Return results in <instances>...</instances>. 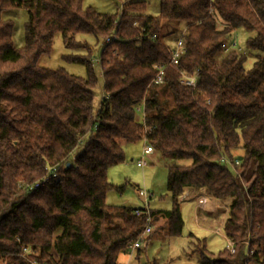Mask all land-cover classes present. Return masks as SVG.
<instances>
[{"label":"trees","instance_id":"trees-1","mask_svg":"<svg viewBox=\"0 0 264 264\" xmlns=\"http://www.w3.org/2000/svg\"><path fill=\"white\" fill-rule=\"evenodd\" d=\"M13 7L24 8L28 19L24 44L16 48L13 24L0 16L4 264H30L34 255H19L21 244L38 249V259L48 264H121L118 255L146 221L134 213L143 207L105 202L107 192L123 190L108 180L107 170L124 160L123 143L139 140L153 152L191 161L168 167L171 207L150 209L151 225L162 218L168 235L180 234V196L185 188L204 187L209 196L228 201L222 231L235 249L213 255L204 238H196L200 264L264 263V58L257 56L247 68L244 53L221 48L225 37L244 28L254 32L248 46L264 52V0H160L156 16L145 13L144 0L124 2L114 15L83 7L82 0H0V13ZM164 19L185 23L177 64L169 63L171 47L157 36ZM56 32L67 47L75 45L77 33L102 40L104 97L96 111V76L88 58L77 59L86 77L37 64L51 51ZM161 62L163 82L155 84ZM181 73H198L196 87L180 84ZM141 103L138 119L135 106ZM238 148L242 153L233 155ZM45 175L46 181L30 187Z\"/></svg>","mask_w":264,"mask_h":264},{"label":"rangeland","instance_id":"rangeland-1","mask_svg":"<svg viewBox=\"0 0 264 264\" xmlns=\"http://www.w3.org/2000/svg\"><path fill=\"white\" fill-rule=\"evenodd\" d=\"M126 1L128 0H82V5L83 7H91L97 12L114 15L120 11L122 3ZM144 1H146L145 13L147 15L156 16L159 14L160 0ZM0 16L4 20L11 21L13 24L11 36L13 46L16 48L21 47L24 44V26L28 19L27 11L21 7H13L2 10ZM221 25L222 23L219 21L218 26L221 27ZM184 32V22L164 19L161 21L157 36L165 45L172 47L176 39L182 37ZM253 36V31L237 28L224 38V42L227 44L234 40V48L246 55L244 65L247 68L253 64L257 56L264 58V52L251 49L248 46L247 41ZM74 42L75 45L67 47L62 33L56 32L53 36L51 51L41 54L37 64L49 69L61 68L70 74L86 77V66L84 63L77 61V59L88 58L96 76V83L93 89V109L96 111L104 96L103 78L98 60L103 43L101 39H97L94 35L87 33L74 35ZM220 55H218V58ZM156 88L159 89V86ZM140 107L141 110L137 111L136 115L142 119L144 108L142 103ZM83 142L84 140L71 153L70 162H73L76 155L83 149ZM124 144L128 147V150H126L124 146V160L109 167L107 170L108 180L117 186H123V190L122 192H117L116 190L107 192L105 202L115 207H148L153 210L169 209L171 207V197L167 191L168 167L171 165H188L191 161L189 159H174L170 156L162 155L157 150L153 154L144 156V142L141 140ZM232 153L237 156L242 153V149H233ZM139 158H144L146 162L143 167L137 166L135 163ZM136 187L146 191L147 203H145L144 198L136 194ZM199 189L200 192L206 191L204 187ZM183 193H185V189ZM199 201L202 203L200 199ZM214 201L216 205L220 206L214 209L217 216L219 215L218 218H216L215 214L210 215L200 208L197 209L195 201H183L180 206L183 227L178 235H168L163 226L165 220L156 218L151 225L152 232L144 235V239L140 241V247L137 249L128 247L127 250L121 252L118 255L119 263L200 264L199 253L195 251L196 238H204L206 250L216 255L218 251L226 248V241L221 233L217 234L213 232V229L220 224V217L226 214L224 212H226L225 206H227L228 201L215 198ZM196 215L199 216L198 219ZM59 232L60 229L56 233Z\"/></svg>","mask_w":264,"mask_h":264},{"label":"built area","instance_id":"built-area-1","mask_svg":"<svg viewBox=\"0 0 264 264\" xmlns=\"http://www.w3.org/2000/svg\"><path fill=\"white\" fill-rule=\"evenodd\" d=\"M183 34H182V37H183ZM182 37L176 39L175 44L171 47L170 60H169V63H171V64H177L179 59L182 57V55L184 53V41H183ZM234 46H235V41L234 40L231 43H228V44L225 43V42H223L221 44V48H222V50L224 52H227L228 50L234 48ZM165 66H166V64L163 63V62L157 63L155 65L156 74H155V76H154V78L152 80L153 83L160 84V83L163 82ZM197 79H198V73H193V74L181 73V76L179 78V82H180V84L185 85L187 87L195 88L196 84H197ZM140 110H141L140 104H137L135 106V112L140 111ZM136 117L138 119H140L139 116L136 115ZM152 152H153V147L152 146L147 145V144H145L143 146V154H149V153H152ZM222 160H224V158H222ZM135 163H136L137 166H140V167H143L146 164L144 158L137 159L135 161ZM236 164H238V160L237 159L234 161V163H231L230 165L233 167ZM47 179H48V176L45 175L39 181H36L34 184H32L30 187L31 188H36V187H38L39 183H42V182L46 181ZM135 192H136V194L138 196L144 198L145 203H147V197H146L147 193H146V191L144 189L136 187L135 188ZM217 206H219V205H217ZM143 208L144 209H135V211H134L135 215H144L145 216L146 224H145L143 230L138 235V237L128 246L129 248H132V249L139 248L140 247V241H142L144 239V235H147V234H149L152 231L151 221L153 220V216L150 213V208H148V207H143ZM199 208L202 209V210H206V208L203 205V203H199L197 205V209H199ZM196 218L198 219L199 216L196 215ZM224 219H225V214L220 217V224L216 228L213 229V232H215L217 234L221 233L224 236V239L226 241V249L230 253H233L234 249H235L234 241H232L231 239L227 238L224 235V232L221 230V228H222L221 225H223ZM245 243H248V242L245 241ZM251 253H252V250H251ZM18 254L21 255V256H24V257H27V255H34L33 258L29 259L30 264H48L46 260H39L38 259V257L40 256V252H39L38 249L30 248L28 245L21 244L20 245V251H19ZM0 264H4V258L1 257V256H0ZM247 264H264V263L250 261Z\"/></svg>","mask_w":264,"mask_h":264},{"label":"crops","instance_id":"crops-1","mask_svg":"<svg viewBox=\"0 0 264 264\" xmlns=\"http://www.w3.org/2000/svg\"><path fill=\"white\" fill-rule=\"evenodd\" d=\"M124 146H125V149L128 150V147L124 143L122 145L123 150H124ZM149 154H153V152L149 153ZM149 154H143V155L145 156V155H149ZM124 156H125V152H124ZM131 160H132V158H131ZM199 190L200 189L191 190V189L185 188V193H182V195L180 196V203H182L183 201H195V203L198 205L200 203V201H199V199H200L206 208V210H204V211L210 215L215 214L216 218H218L219 215L217 216V214L214 210L217 208V205L214 203L215 202L214 198L213 197L211 198V196H209L206 193V191L203 190L204 192H200ZM186 195H187V197H186ZM138 208H140V207H138ZM221 213H222V211H221Z\"/></svg>","mask_w":264,"mask_h":264},{"label":"water","instance_id":"water-1","mask_svg":"<svg viewBox=\"0 0 264 264\" xmlns=\"http://www.w3.org/2000/svg\"><path fill=\"white\" fill-rule=\"evenodd\" d=\"M240 158H241V156L238 157V159H240ZM69 164H70V163H67V166H69ZM207 257H208L209 259H212V257L209 256V255H207Z\"/></svg>","mask_w":264,"mask_h":264}]
</instances>
